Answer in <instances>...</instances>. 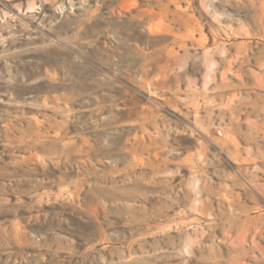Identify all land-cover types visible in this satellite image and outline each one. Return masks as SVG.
I'll use <instances>...</instances> for the list:
<instances>
[{
    "label": "rangeland",
    "instance_id": "374dc122",
    "mask_svg": "<svg viewBox=\"0 0 264 264\" xmlns=\"http://www.w3.org/2000/svg\"><path fill=\"white\" fill-rule=\"evenodd\" d=\"M0 264H264V0H0Z\"/></svg>",
    "mask_w": 264,
    "mask_h": 264
}]
</instances>
